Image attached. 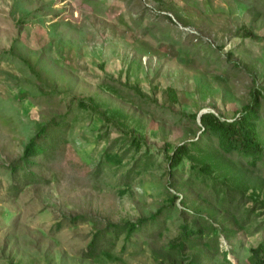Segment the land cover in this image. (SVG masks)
I'll return each instance as SVG.
<instances>
[{"label":"rangeland","instance_id":"rangeland-1","mask_svg":"<svg viewBox=\"0 0 264 264\" xmlns=\"http://www.w3.org/2000/svg\"><path fill=\"white\" fill-rule=\"evenodd\" d=\"M257 90L264 149V0H0V264H158L152 251L199 216L232 231L218 241L229 264H250L264 245V208L247 197L255 190L264 200V160L252 170L235 167L236 155L224 158L216 140L200 134V116L231 121ZM90 100L108 121L80 106ZM64 121L69 129L56 141L49 127ZM40 132L57 150L32 158L26 168L40 181L17 191L23 151ZM191 141L242 178L247 190L234 204L236 217L248 219L243 227L212 200L220 173L204 177L206 187L187 160L170 174L166 157ZM105 153L121 160L94 176ZM144 153L152 163L138 167ZM133 167L140 172L123 186ZM159 209L160 224L120 236L110 258H82L107 224ZM78 216L91 223L68 226Z\"/></svg>","mask_w":264,"mask_h":264},{"label":"trees","instance_id":"trees-1","mask_svg":"<svg viewBox=\"0 0 264 264\" xmlns=\"http://www.w3.org/2000/svg\"><path fill=\"white\" fill-rule=\"evenodd\" d=\"M245 36L253 37L254 35L250 31H247ZM122 94H124L122 91L117 92V95L120 97ZM260 95V91H254L252 103L244 106L239 116L231 121L222 120L213 113H206L200 116V124L202 128L200 134L207 135L209 138H214L217 143L216 148L220 153L219 155L224 158L229 159L230 156L236 155L238 159L235 160L234 166L239 169L252 170L256 167L258 162L264 160L263 143L258 132V124L261 122L258 114L260 107L258 98ZM90 101V104L86 105L85 103H81L80 106L84 109H89L92 113L98 112L96 111L98 108L93 104L92 100ZM98 114L103 120H109L105 113L98 112ZM195 117L196 116L194 115L192 116V118ZM71 120L73 119L71 118L70 121ZM68 129L69 122L64 121V123H60L57 126H50L49 133L54 140L60 141L61 136L63 137L62 133H65ZM46 138L47 137L43 132H40L26 145L21 160V162H25L24 169L23 171L19 170L20 174L18 175V173H16L15 178L17 179L13 180L15 183L16 181L21 182L22 186L18 187L19 189L17 188V191L22 190L27 184L30 185L34 182L37 183L40 181L38 177H34L26 168L28 164H36L35 161H32V158L43 156L51 158L56 152L57 148H47L45 143L49 140ZM140 142V140H133L136 149L141 148ZM198 144L199 143H196V141H191L188 144H181L173 149V151L166 157L170 174L171 172H175L184 160L191 163L190 176L191 173L192 175L194 173V178H203L201 179V183H203L205 187L206 182L204 177H211L213 173H220L223 178L222 185L219 188L215 185L212 186L213 189L210 190L211 194H213L212 200L221 212L225 214V216H223L225 219L230 220V222H233L240 228L243 227L248 219L246 218L242 220L239 217H236V213L238 212L237 206L239 203L234 204L236 201L235 194L244 197L247 190L244 187L242 178L237 174L231 175L228 165L225 166L223 162L218 160L214 154H211L208 149H203L199 147ZM191 149L194 150L197 155H193ZM152 158L151 154L144 153L139 161L136 162V165L138 167L142 165L148 167V165L152 163ZM120 160L121 159L116 155L105 153L103 160L98 162L96 169L91 173L94 176H98L105 168H110L119 164ZM195 164L199 165V167H196ZM15 170L16 169H14V171ZM142 170H146V168ZM139 172L140 171L136 170L134 167L127 171L120 178L122 185L129 186L134 175ZM190 176L189 179L186 180V183L191 185L193 181L190 179ZM247 200L252 201L254 204L259 203L260 209L264 208V200L258 201L259 194L255 190L251 191ZM169 201L173 202V198H170ZM181 203L183 205L187 204L185 201H182ZM161 212L162 209H159L157 213L151 215L149 218L139 219L134 222L127 221L124 224H107L104 229L93 234L91 241L87 245L86 251H82V258L95 262L102 258V256L110 258L111 247L115 245L120 236H123V239L127 241L133 235L139 233L142 228L153 225L158 226L161 221L158 219ZM250 212V210L247 211V217ZM165 217H167V215H165ZM199 218L201 220L200 223L180 225L181 233L177 239H174L168 245L161 247L160 251H152V254L155 257L154 259H156L158 264H183L182 261L184 260L187 261L185 264H203V261H212L216 259L219 254L223 257V264L230 263L226 257V252L219 250L218 241L221 233L224 234L225 237H228L227 235L232 234V231L225 228L219 229L218 226L208 222L201 216H199ZM78 220L82 223H91V220L78 216L68 219V226H75V223ZM59 226V224L56 225V227ZM188 250H198V252L194 255L185 256L184 253ZM249 263L264 264V245H259L256 249L252 250L251 256L249 257Z\"/></svg>","mask_w":264,"mask_h":264}]
</instances>
